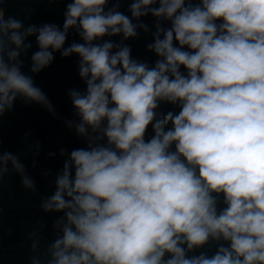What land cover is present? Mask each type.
<instances>
[{
	"label": "clouds",
	"instance_id": "1",
	"mask_svg": "<svg viewBox=\"0 0 264 264\" xmlns=\"http://www.w3.org/2000/svg\"><path fill=\"white\" fill-rule=\"evenodd\" d=\"M10 2L0 121L17 103L61 119L36 82L57 54L77 58L83 84L66 90L63 118L82 146L47 153L62 160L41 172L53 238L42 247L28 234L30 264H264V0H48L65 5L61 24ZM142 34L154 61L132 54ZM30 137L35 169L42 145ZM13 173L38 194L0 139V186Z\"/></svg>",
	"mask_w": 264,
	"mask_h": 264
}]
</instances>
